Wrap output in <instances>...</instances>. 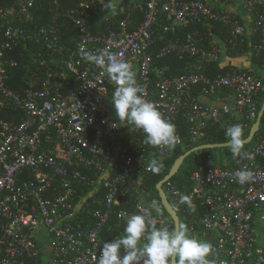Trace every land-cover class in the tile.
<instances>
[{"label":"built area","instance_id":"obj_1","mask_svg":"<svg viewBox=\"0 0 264 264\" xmlns=\"http://www.w3.org/2000/svg\"><path fill=\"white\" fill-rule=\"evenodd\" d=\"M235 1L137 0L131 11L123 10L118 28L96 34L89 23L105 0H81L66 14L54 0V22L40 26L37 0L0 5V264H98L101 247L116 238L106 237L112 220L125 228L137 205L153 200L160 207L153 217L168 226L164 205L147 183L148 163L164 161L185 141L176 130L173 150L154 148L143 143L140 131L120 127L111 103L116 85L82 58L81 49L119 53L135 71L144 97L173 124L178 119L190 124V143L210 125L229 127L225 116L233 113L250 128L259 116L264 76L233 70L212 78L201 71L237 48L264 61V0H241L251 39L241 17L222 8ZM162 11L166 33L210 23L230 37L210 48L205 38L190 34L155 50ZM134 12L143 20L130 30ZM58 16L79 33L71 51L64 47ZM34 41L38 50L28 58L19 87H13L12 72L20 62L10 54ZM172 55L194 59L197 66L175 76L156 67ZM243 152L252 158L206 152L195 171L164 187L171 204L181 207L190 234L211 243L212 264H264V139ZM242 169L253 172L243 185L234 175ZM176 192L189 196L190 204H179Z\"/></svg>","mask_w":264,"mask_h":264},{"label":"clouds","instance_id":"obj_2","mask_svg":"<svg viewBox=\"0 0 264 264\" xmlns=\"http://www.w3.org/2000/svg\"><path fill=\"white\" fill-rule=\"evenodd\" d=\"M104 7L113 9V3ZM82 58L106 71L109 79L116 85L111 103L114 116L120 127L140 131L143 143L154 148L173 150L178 136L175 125L165 118L158 107L144 97L139 86L136 73L129 62L122 61L119 53L107 49L98 54L81 49ZM103 74V72L101 73ZM112 128H120L111 124ZM243 126L234 124L225 130L233 157L243 155L251 159V155L243 152L245 141L242 139ZM161 165L155 158L148 163L152 173L160 171ZM237 181L243 185L253 178V172L247 169L234 173ZM179 204H190V197L179 192ZM138 212L132 214L123 230V234L106 242L99 251L98 264H212V245L190 234L187 225L169 229L158 225L152 213H160L157 201L147 206L137 205Z\"/></svg>","mask_w":264,"mask_h":264},{"label":"trees","instance_id":"obj_3","mask_svg":"<svg viewBox=\"0 0 264 264\" xmlns=\"http://www.w3.org/2000/svg\"><path fill=\"white\" fill-rule=\"evenodd\" d=\"M54 0H37V9L35 10V15L38 17L36 23L37 25H43V24H51L54 22V11L57 9V7H54ZM59 6L58 9L63 14H66L67 11L71 10L72 8H75L76 6H79L81 3V0H58ZM106 3H110V0H105ZM130 1V0H129ZM137 0H132L131 2H126L123 4L125 6L124 11H131L133 3ZM12 3V0H0V5L8 6ZM125 13L119 9L115 12H111V9L104 7V5L97 7L96 12L93 15V18L91 22L89 23V28L93 33H101V32H108L109 30L118 28L119 21L123 18H125ZM142 14L140 12H134V15H132V23L130 24V30L136 29L138 25L142 22ZM57 25L59 26L60 31L63 33L62 38L64 40V47L71 51L74 49L78 44V31L77 29L71 25L65 16H58L57 20H55ZM242 22V21H241ZM243 23V22H242ZM168 26V22L166 20V13L164 11L161 12L160 17V24L155 27V35H156V44L154 49L158 50L161 48L167 40H176V39H185L187 35H196L199 38H205V46L210 47L213 45V42H215V37L217 34L223 35V41H226L230 35L227 32L226 29L222 28L220 25L217 24H210V23H199V24H189L186 27L177 28L175 32L166 33L165 27ZM210 28H212L214 34L213 36L209 35ZM249 44L247 43L244 45V52H248L249 50ZM40 47V46H39ZM38 45L36 44V41L30 42L28 44V49L24 48V46H21L16 51L12 52L10 55L15 57L19 60L20 66L17 69H14L13 74V80L11 82V86L13 87H19L18 83L20 81V77L24 74L25 68L24 66L28 63V58L34 54H36ZM242 51L237 48L233 52V57L241 56ZM66 54V56H68ZM254 61L261 64V68H264V61L261 57L257 56L255 53L252 54ZM156 67L163 68L167 67V73L170 75H180L184 72H186L188 69L193 68L197 66V61L190 58H183L180 59L179 57L172 55L168 59H165L164 61H158L156 62ZM190 66V68H189ZM170 67V68H168ZM233 70H240L233 67H227V68H219L218 63H206L202 67V72H204L206 75L210 77H217L218 75H224L227 72H231ZM253 73L259 75L260 77H263L264 74L259 71H254ZM258 99L261 103V106L258 108L260 111L263 103H264V89L260 92ZM226 124L228 126H232L234 124H240L243 126L244 118L237 116L236 113H233L231 116L226 115ZM176 130H178L179 134L181 135L182 139L185 141L184 146H180L176 148L173 155L166 158L164 161L159 162L161 165L160 171L157 173H151L147 177V183L149 187L153 190L156 198L160 200L159 194L157 192L156 186L157 184L163 180L170 172L172 166L174 165L175 161L188 151H191L193 148L198 147L200 145L205 144H223L227 143L228 140L225 136V130L221 126L222 125H210L208 128L204 131V136L201 137L196 143H190L189 142V126L190 124L187 121H184L183 119H178L174 123ZM253 126V125H252ZM243 128V135L242 139L245 140L251 131V128ZM258 139H264V117L261 124L260 131L256 134L253 142L255 143ZM253 142L249 145H244L243 150H246L250 148L253 144ZM209 153L213 157H220V156H227V157H233L230 147L229 148H220V149H213V150H206L202 152H197L191 154L184 162L183 166L181 167L179 173L172 179L171 181H177L179 179H182L188 175H190L193 171H195L201 164L202 159L204 157V153ZM168 184V183H167ZM167 184H165V189H167ZM167 191V190H166ZM168 198L170 202L173 204V200L170 195H168ZM174 208L177 210L181 225H185L186 220L183 216V211L181 207H178L177 205H174ZM166 218L168 220V228L172 229L175 228V224L173 222V219L167 214L165 211ZM110 228L107 230V236L109 239L112 237H118L119 235L123 234L124 227L119 224V222L114 219L112 220V229L109 231Z\"/></svg>","mask_w":264,"mask_h":264},{"label":"water","instance_id":"obj_4","mask_svg":"<svg viewBox=\"0 0 264 264\" xmlns=\"http://www.w3.org/2000/svg\"><path fill=\"white\" fill-rule=\"evenodd\" d=\"M263 117H264V103H263V106L259 112V116L257 118V121L254 123V125H253V127L249 133V136L244 140L245 141L244 145H249L253 142L256 134L261 129ZM229 147H230L229 142H227V143H223V144H205V145H200L198 147L193 148L191 151H188L184 155L180 156L175 161V163L172 166L169 174L157 184L156 189H157V192H158L159 197L161 199V202L164 205V208H165V211L167 212V214L173 219V222L175 224V228H179L181 226V221H180V217H179L177 210L171 204V202L168 198V195L166 194V192L164 190L165 184H167L170 180H172L179 173V171H180L181 167L183 166L185 160L191 154L206 151V150L229 148ZM173 264H174V262H173Z\"/></svg>","mask_w":264,"mask_h":264},{"label":"crops","instance_id":"obj_5","mask_svg":"<svg viewBox=\"0 0 264 264\" xmlns=\"http://www.w3.org/2000/svg\"><path fill=\"white\" fill-rule=\"evenodd\" d=\"M126 2H131L132 0H116L115 3H117L114 6V10L111 9V12H115L117 11V9L120 8L121 11H123V9H125V6L123 5ZM229 11L238 14V16L241 17V21L243 22V24L246 25L247 27V33L249 35V39H251L250 36V27H251V23L249 18L247 17V15L243 12L242 8H241V0H236L233 4L229 5ZM222 34V33H221ZM221 34H217L216 37L214 38L217 42H221L223 41V35ZM250 41V40H249ZM224 42V41H223ZM218 66L219 68L223 69V68H227V67H233V68H237L240 70H245V71H259L262 72L264 74V68H261V64L254 61L253 56L246 54V55H241V56H228V55H224L221 59L220 62H218ZM165 68H167L165 66ZM170 68V67H168ZM190 68V66H189ZM203 100H206L203 98Z\"/></svg>","mask_w":264,"mask_h":264},{"label":"rangeland","instance_id":"obj_6","mask_svg":"<svg viewBox=\"0 0 264 264\" xmlns=\"http://www.w3.org/2000/svg\"><path fill=\"white\" fill-rule=\"evenodd\" d=\"M110 1H111V3H113L114 6L117 4V3H115L116 0H110ZM222 8L228 10L230 7H229V6H225V5H223ZM253 144H254V142H253ZM253 144H252V145H253ZM167 193H168V195H169V192H167Z\"/></svg>","mask_w":264,"mask_h":264}]
</instances>
